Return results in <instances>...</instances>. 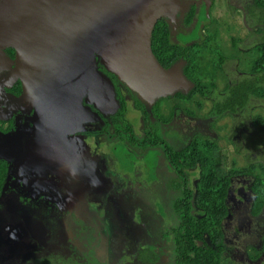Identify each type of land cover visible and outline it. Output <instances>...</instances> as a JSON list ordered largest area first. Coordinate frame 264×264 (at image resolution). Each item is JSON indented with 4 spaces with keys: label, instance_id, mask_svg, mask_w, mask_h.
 I'll use <instances>...</instances> for the list:
<instances>
[{
    "label": "flooded vegetation",
    "instance_id": "flooded-vegetation-1",
    "mask_svg": "<svg viewBox=\"0 0 264 264\" xmlns=\"http://www.w3.org/2000/svg\"><path fill=\"white\" fill-rule=\"evenodd\" d=\"M219 1L180 0L175 19L165 18L172 39L182 43L184 34L188 36L199 24L206 28L215 19L211 10ZM204 11L210 18H202ZM244 12L247 14V10ZM215 21L221 23L217 18ZM16 56L15 48H0V232L4 231V222L8 234L14 228L15 218H6L5 212L11 204L16 217L23 216L15 227L17 236L24 245H33L20 262L60 258L77 262H150L152 241L162 244L172 238L168 231L174 221L170 202L178 175L163 151L142 149L139 141L120 137L116 131L113 115L126 101V118L135 134L145 133L147 121L135 105V91L129 92L120 81L115 85L120 100L115 111L106 114L91 105L98 116L93 114L95 119L85 122L83 129L61 136L66 144L65 155L60 159L56 156L53 162L40 153L41 147L34 139L37 105L26 96L17 77ZM103 67L102 71L110 72ZM154 104H146V110ZM150 118L155 121L153 114ZM196 132L190 133V139ZM71 156L77 166L88 168L87 179L67 168ZM195 173L198 178L193 186L199 170ZM233 190L234 185L231 195ZM150 191L154 195L157 191L164 193L162 202H158L163 213L151 205L154 195ZM35 230L41 233L39 238L33 235Z\"/></svg>",
    "mask_w": 264,
    "mask_h": 264
},
{
    "label": "trees",
    "instance_id": "trees-1",
    "mask_svg": "<svg viewBox=\"0 0 264 264\" xmlns=\"http://www.w3.org/2000/svg\"><path fill=\"white\" fill-rule=\"evenodd\" d=\"M254 7L261 10L260 19L264 22V0H255ZM220 25L215 19L206 28L199 24L191 35L184 34L183 42L178 43L172 39L167 20L160 19L153 31V52L165 68L183 63L190 86L158 98L148 111L147 103L133 93L135 105L147 121L142 135L135 134L131 121L126 118V101L113 115L120 137L135 143L139 141L141 148L147 151L151 147L163 151L178 175V183L172 191L176 195L173 194L170 202L174 221L168 228L172 234L168 240L172 239L174 244V264H241L229 256L224 230V223L232 212L231 189L236 180L247 178L249 181L253 193L251 214L259 216L264 210V148L246 155L244 163L239 164L238 160L229 159L228 154L232 152L225 150L210 134L197 131L191 139L189 136L180 138L177 129H170L181 113L202 117L205 101L210 98L214 101L207 115L213 119V126L224 117L247 108L254 99L264 100V38L242 51L238 48L240 40L234 36L232 49L225 44ZM235 59L243 64L245 75L232 81L227 74V64ZM99 66L104 69L102 63ZM105 73L117 86L118 77L112 72ZM251 120L264 133V113L253 114ZM236 136L230 134L229 140L235 143V139H239ZM240 145L241 142L234 145L237 154L242 152ZM196 170H199V179L195 186H190V174ZM244 250L249 259L258 260L264 255V239L261 246L250 242ZM38 263L51 262L43 259Z\"/></svg>",
    "mask_w": 264,
    "mask_h": 264
},
{
    "label": "water",
    "instance_id": "water-1",
    "mask_svg": "<svg viewBox=\"0 0 264 264\" xmlns=\"http://www.w3.org/2000/svg\"><path fill=\"white\" fill-rule=\"evenodd\" d=\"M179 6L180 0H0V48L16 49L17 77L37 105L41 154L53 162L65 155L61 136L98 116L91 105L106 114L119 107L99 63L147 104L189 88L183 63L165 68L152 48L156 24L175 19ZM67 165L87 179L88 168L73 156Z\"/></svg>",
    "mask_w": 264,
    "mask_h": 264
},
{
    "label": "rangeland",
    "instance_id": "rangeland-1",
    "mask_svg": "<svg viewBox=\"0 0 264 264\" xmlns=\"http://www.w3.org/2000/svg\"><path fill=\"white\" fill-rule=\"evenodd\" d=\"M254 1L255 0H230L228 2L227 0H221L217 2L211 10V15L221 22L220 30H222L224 42L229 48L233 49L232 37L234 36L240 40V42H238V48L242 51H246V49H249L255 43L263 40L264 22L258 17L261 11L258 12L256 7H254ZM253 7L254 10L251 9ZM244 9L247 10V14H245ZM202 18H210L208 11L202 13ZM204 19L201 20L205 21ZM173 32L175 31L173 30ZM227 74L232 81L241 79L245 75V72H243V64L240 63L238 59L229 61L227 64ZM220 87L223 88L222 82L220 83ZM213 101L214 98L205 101L206 107L203 110L202 117H191L185 113H181L174 122L173 129L179 131L181 135L180 138L188 137L192 131H201L210 134L220 141L225 150L232 152L228 154L230 160L236 159L239 161V164H243L246 155L257 153V151L264 148V133H262L258 127H255L251 120L253 114L257 112L264 113V100L254 99L247 108L219 120L217 126L212 125L213 119L207 115L213 105ZM136 119L137 118H135L137 129L140 130V125H138V120ZM232 133H235V135L237 134L236 137L239 138L235 139L234 137L236 140L235 143L239 144V142H241L240 149L242 152L239 154L234 152L235 143L229 140L230 134ZM197 178L198 173L192 174V185L195 184ZM74 184L75 181H72L73 186ZM150 194L154 195L151 191ZM163 195L164 193L161 194L157 191L154 195V199L151 200L153 208L155 210L159 209L162 213V206L158 202H162L161 199ZM230 202L232 212L224 225V230L227 234V244L230 247L229 256L241 262V264H264V255L258 260H251L244 250V246L250 242L261 246L264 239V210L259 216L251 214L253 193L247 178H240L235 181ZM12 208L13 205L10 204V207L5 212L7 214L6 218H15V221L13 220L14 225L12 226L14 228H10V233L8 234L9 230L5 228L7 223L4 222L1 225L4 231L0 232V264H39L38 262H41L39 259L35 262H20V258L28 256V249H32L33 245H24L19 238L20 236H17L15 227L16 224L17 226L20 225L19 219H22L23 216L19 214L18 217H16L17 213L13 212L11 210ZM6 218H4V221H6ZM166 225H168V223ZM33 235L39 238L41 233L35 230ZM109 235L113 237L110 229ZM154 242L153 240L149 252V259L151 260L146 264H174L175 254L172 239L164 241L162 244L159 242L157 245H155ZM62 244L63 243H60L61 247H63ZM162 246L163 248L159 251ZM50 262V264H129L128 262H77L66 258H60L57 261L50 260ZM143 263L145 262H130V264Z\"/></svg>",
    "mask_w": 264,
    "mask_h": 264
}]
</instances>
